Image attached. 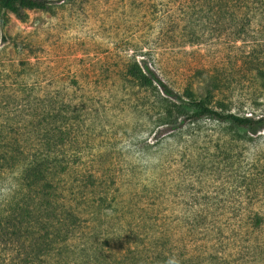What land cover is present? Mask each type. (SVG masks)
Instances as JSON below:
<instances>
[{"label":"rangeland","instance_id":"1","mask_svg":"<svg viewBox=\"0 0 264 264\" xmlns=\"http://www.w3.org/2000/svg\"><path fill=\"white\" fill-rule=\"evenodd\" d=\"M219 1L53 0V11L32 10L27 22L12 14L10 24L0 26V121L22 125L33 96L43 91L77 95L85 99L74 110V122L87 165L120 174L122 186L138 193L140 203L159 198L171 220L183 207L208 202V196L218 197L209 203L242 202L264 213V130L228 147L223 125L204 119L198 139H192L193 152L181 154L174 145L147 148L146 138L153 139L147 96L119 82L134 57L167 64L162 75L179 89L189 83L201 88L217 70L232 88L222 98L226 109L264 114V88L238 63L243 49L256 45L264 67V0H226L228 9L218 12ZM72 79L79 80L78 88L70 87ZM226 151L233 163L222 161ZM15 176L0 169L2 206ZM259 237L264 240V229ZM245 260L264 264V245L245 252Z\"/></svg>","mask_w":264,"mask_h":264},{"label":"trees","instance_id":"2","mask_svg":"<svg viewBox=\"0 0 264 264\" xmlns=\"http://www.w3.org/2000/svg\"><path fill=\"white\" fill-rule=\"evenodd\" d=\"M219 2L218 12L228 9V1ZM53 4L0 0V26L7 27L12 14L27 22L30 11H53ZM242 52L238 63L264 88L256 45ZM166 68L165 63L154 66L129 58L119 80L147 96V129L153 139L146 138L145 147L164 150L174 145L181 154L193 152L192 139H198L195 134L204 119L223 125L222 143L228 147L264 130V114L225 108L222 98L232 88L217 70L201 88L189 83L179 89L171 77L162 75ZM71 85L76 89L80 82L72 79ZM77 98L43 91L33 96L22 125L0 121V169L16 172L11 197L4 206L0 203V264H249L245 252L264 245L259 237L264 229L261 209L242 202L209 203L218 197L208 196V202L183 207L171 220L159 198L140 203L138 193L122 186L120 174L110 167L100 171L99 165H87L84 141L74 122V110L85 99ZM225 153L222 161L233 163V155Z\"/></svg>","mask_w":264,"mask_h":264},{"label":"clouds","instance_id":"3","mask_svg":"<svg viewBox=\"0 0 264 264\" xmlns=\"http://www.w3.org/2000/svg\"><path fill=\"white\" fill-rule=\"evenodd\" d=\"M12 188H15V184L12 185ZM10 191H11V189L6 187L4 189V194L7 195ZM169 264H176V262L175 261H170Z\"/></svg>","mask_w":264,"mask_h":264}]
</instances>
